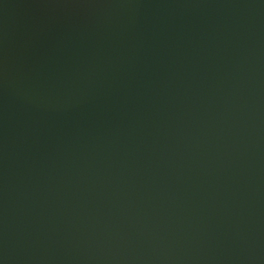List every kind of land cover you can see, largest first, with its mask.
<instances>
[{
  "label": "water",
  "instance_id": "water-1",
  "mask_svg": "<svg viewBox=\"0 0 264 264\" xmlns=\"http://www.w3.org/2000/svg\"><path fill=\"white\" fill-rule=\"evenodd\" d=\"M0 264H264V0H0Z\"/></svg>",
  "mask_w": 264,
  "mask_h": 264
}]
</instances>
